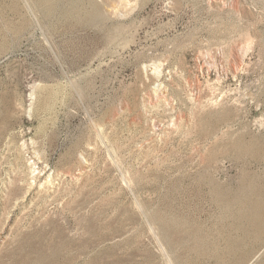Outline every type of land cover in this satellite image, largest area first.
Here are the masks:
<instances>
[{"label": "rangeland", "instance_id": "rangeland-1", "mask_svg": "<svg viewBox=\"0 0 264 264\" xmlns=\"http://www.w3.org/2000/svg\"><path fill=\"white\" fill-rule=\"evenodd\" d=\"M244 188L264 0H0V264H264Z\"/></svg>", "mask_w": 264, "mask_h": 264}, {"label": "bare ground", "instance_id": "bare-ground-1", "mask_svg": "<svg viewBox=\"0 0 264 264\" xmlns=\"http://www.w3.org/2000/svg\"><path fill=\"white\" fill-rule=\"evenodd\" d=\"M53 8V7H52ZM52 8H51V11H52ZM48 10H50V7H49V9ZM72 11V10H71ZM48 12V11H47ZM49 13V12H48ZM52 13V12H51ZM65 14H68V13H65ZM70 14H72V12H70ZM254 178V177H253ZM251 186H253V185H251ZM250 187V186H249ZM255 187V186H254ZM252 188V187H251ZM245 189V188H244ZM255 189V188H254ZM253 189V190H254ZM260 189V188H259ZM238 190H240V189H238ZM247 190V191H246ZM221 191V190H220ZM218 192V194L220 193L221 194V192ZM245 191H246V198L245 199H243V200H238L239 201V203H237V204H239V205H241L242 207H244V208H246V209H248V210H250V211H252V215L251 216H248L249 218V222L255 227V229H260V231L262 230V226H263V221L264 220H262L261 219V216L259 217V211L260 212H262L263 210H264V199H262L261 197L262 196H260V198L262 199V201L261 200H256L255 202H252L251 201V196H252V191L250 190V188L249 189H245ZM260 191V190H259ZM231 192V191H230ZM233 192V191H232ZM243 192V191H242ZM242 192H240L239 194H241ZM262 192V191H261ZM217 193V192H216ZM222 193H224L223 191H222ZM253 193H254V191H253ZM259 193V192H258ZM233 194V193H232ZM238 194V193H237ZM238 194V195H239ZM217 195V194H216ZM222 195V194H221ZM225 195V194H224ZM224 195L223 196H221V197H224ZM226 195H229V194H226ZM235 195V194H234ZM238 195H236V196H238ZM259 195V194H258ZM263 195H264V193H263ZM244 196V195H243ZM218 198L220 197V196H217ZM231 197H232V195H231ZM239 198H240V196H238ZM233 198V197H232ZM257 198V197H256ZM225 199H226V196H225ZM224 199V200H225ZM234 200H235V198H233ZM227 201V200H226ZM254 201V200H253ZM224 203H226V202H224ZM229 204H231V205H235V202H228ZM236 204V205H237ZM225 205H227V204H225ZM249 207V208H248ZM228 208V207H227ZM227 208H225V209H227ZM228 210V209H227ZM261 214V213H260ZM246 218V217H245ZM247 219V218H246ZM263 231V230H262ZM264 232V231H263ZM262 232V233H263ZM257 233V232H256ZM258 235V234H257ZM264 236V235H263ZM251 237V236H250ZM261 238V237H260ZM258 239V238H257ZM259 240V239H258ZM235 241V240H234ZM239 241V240H238ZM264 242V240H262L261 239V241L259 240V242H258V244H256L257 246L258 245H260L261 243H263ZM234 249H236V250H238L237 249V247L236 248H234ZM231 250V249H230ZM236 250H234V251H236ZM232 251H233V249H232ZM238 252V251H237ZM240 252V251H239ZM246 252V251H245ZM257 252V248L256 247H254V248H251L250 250H247V252H246V255H244L246 258H248L247 260H249L250 258H251V256L252 255H254L255 253ZM232 253V252H231ZM244 256H242V257H244ZM43 257V256H42ZM241 257V258H242ZM244 257V258H245ZM250 257V258H249ZM240 259V258H239ZM244 260H242L241 262H240V264L243 262ZM43 262H41V264H42ZM237 264H239V263H237Z\"/></svg>", "mask_w": 264, "mask_h": 264}]
</instances>
